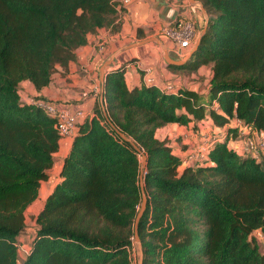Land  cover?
Listing matches in <instances>:
<instances>
[{"label": "trees", "instance_id": "trees-1", "mask_svg": "<svg viewBox=\"0 0 264 264\" xmlns=\"http://www.w3.org/2000/svg\"><path fill=\"white\" fill-rule=\"evenodd\" d=\"M208 21L184 72L211 69L205 92L130 87L124 67L107 73L104 114L79 123L64 157L60 180L36 216L29 251L20 259L18 236L26 209L54 163L60 134L56 117L22 99L19 83L47 86L57 66L76 58L88 35L120 29V0H0V264H133L139 221L142 264H264L256 232L264 237V151L259 158L237 147L233 117L264 128V0H200ZM200 20L203 16L199 14ZM202 16V17H201ZM172 24V23H171ZM139 38L145 35L138 30ZM210 118L224 129L209 163L183 169L158 128Z\"/></svg>", "mask_w": 264, "mask_h": 264}, {"label": "crops", "instance_id": "crops-1", "mask_svg": "<svg viewBox=\"0 0 264 264\" xmlns=\"http://www.w3.org/2000/svg\"><path fill=\"white\" fill-rule=\"evenodd\" d=\"M120 1L124 5V10L118 8L120 29L112 32L110 28L102 27L97 32L89 34L88 43L77 48L76 58L69 62L66 69L57 66L50 83L40 90L36 89L30 81L22 80L19 83V93L24 101L29 103L41 95L47 102L70 106L72 109L83 108L91 115L94 114V106L99 103L106 114L105 99L104 96L102 97L105 82L101 78V69L105 65L106 75L111 70L124 67V75L130 87L143 84L144 68H149L161 86L173 83L178 89L180 87L193 88L199 92H205L208 89L211 78V69L208 66H200L197 71L193 72L179 71L170 66L172 63L166 57V53L173 51L181 58L192 51L193 47L182 55L176 49V45L170 39L162 36L160 32L161 27L187 17L189 5H195L202 12L200 4L193 0ZM194 18L200 30L199 14H195ZM138 30H141L145 35L143 38L137 36ZM155 34H159L166 50L155 40L136 44L138 41L152 38L150 36ZM96 86L99 88L98 95L93 92ZM210 124V118L198 121L197 129L194 128L193 121L188 124L169 123L158 128L156 135L160 139L170 140L174 151V149L185 148L186 145L198 144L203 140L202 135L204 136V134L212 136L213 133L224 132V129L220 127L212 130ZM72 140L73 137L60 138L58 150L54 152V163L47 169V176L41 182L37 198L26 209V212L30 213L36 210L34 227L36 216L42 209L48 194L60 180V170ZM240 144L239 140H230L229 142V145L235 147H239ZM183 168L184 166L180 167V169ZM257 232L259 233V231ZM23 233L24 231L18 237H21ZM30 241L31 239L28 240V242ZM137 251V264H141L138 245Z\"/></svg>", "mask_w": 264, "mask_h": 264}, {"label": "built area", "instance_id": "built-area-1", "mask_svg": "<svg viewBox=\"0 0 264 264\" xmlns=\"http://www.w3.org/2000/svg\"><path fill=\"white\" fill-rule=\"evenodd\" d=\"M188 9L189 15L187 17L160 28L162 36L170 39L182 55L194 46L199 34L197 21L194 18L195 14H199V10L195 5H189ZM143 83L146 85H156L162 91L170 90L176 92V87L173 83H166L163 86L159 85L156 78L151 74L149 68H144ZM93 92L95 95L99 94L98 86L94 87ZM38 104L42 106L48 114L56 117V127L61 138L73 137L79 129V123L88 116L94 115L87 113L83 108L72 109L70 106H60L55 103L42 100H40ZM233 124L239 129L241 137V144L237 148L242 152H248L255 158H259L264 151V128H254L244 123L238 117H233ZM225 136L226 135L222 131L213 133L212 136L204 134V136L202 135L203 140L198 144L186 145L185 148L182 147L181 149H174V153L179 156L181 166L185 167L193 164L205 165L209 163L208 155L214 143L222 141ZM17 247L19 252L23 251V256L29 251V246H25L21 242L17 243ZM129 251L133 263L135 241L133 246L129 248Z\"/></svg>", "mask_w": 264, "mask_h": 264}, {"label": "water", "instance_id": "water-1", "mask_svg": "<svg viewBox=\"0 0 264 264\" xmlns=\"http://www.w3.org/2000/svg\"><path fill=\"white\" fill-rule=\"evenodd\" d=\"M193 1L200 4L201 9H202V12L205 15L206 22H207L208 21V12H207V10L204 7L203 2L200 1V0H193ZM205 30H206V27H204L202 29V31L198 34V37H197L196 42H195V46H194L193 50L190 51V53L187 56H184V57L179 58L178 55L175 52L170 51L169 53H166V57H167L168 61L170 63L174 64V65L184 64L192 56V53L194 52V50L198 47V45L200 43V40H201V37L204 34ZM149 40H155V41H157L166 50V48L162 44L161 40L158 37H156V36H154L152 38H148V39H144V40L138 41V42H136V44H143V43H145L146 41H149ZM105 69H106V65L103 66L102 69H101V71H102L101 78H102L103 82H105V76H106ZM103 96H104V93H103L102 97ZM105 115L107 116V113ZM117 133L124 140L130 142L137 151L143 153L142 150H141V148L136 144V142L133 139H131L130 137H128L121 130H117ZM143 156H144V160L141 163V170H143L146 167V163H147V156L144 155V154H143ZM140 188H141V192H142V203H141L140 210H139V212H138V214L136 216L135 223H134V233H135L134 236L136 237V239L138 241V245H139L140 252H141V264H142L143 249H142V241H141V238L139 236L138 226H139V221H140V219H141V217L143 215V212L146 209L147 202H148V197H147V193L145 191V184H144V182L143 183L140 182Z\"/></svg>", "mask_w": 264, "mask_h": 264}, {"label": "rangeland", "instance_id": "rangeland-1", "mask_svg": "<svg viewBox=\"0 0 264 264\" xmlns=\"http://www.w3.org/2000/svg\"><path fill=\"white\" fill-rule=\"evenodd\" d=\"M199 10V14H201L202 16H203V19L201 18V20H200V25H202L203 24V22H204V14H203V12H201V10L200 9H198ZM201 16V17H202ZM205 27V26H204ZM204 27H202L200 30H199V33L202 31V29L204 28ZM154 36H156V37H158L159 39H161V37L159 36V34H155V35H152V36H150V37H154ZM194 46H195V44H194ZM194 46H193V48H194ZM190 53V52H189ZM189 53H187V54H185L184 56H187ZM183 56V57H184ZM140 159H141V163L143 162V160H144V156L142 155V153L140 154ZM141 173H142V176H143V174H144V170H141ZM142 176H141V183H143V179H142ZM35 212H36V210H34V211H32L31 213L30 212H26V214H27V217H26V229H25V231H24V233L22 234V238L21 237H18V241L19 242H21L23 245H25V246H29V244L31 243V241L30 242H28V240H30V239H32V237H33V235H34V231H32L33 230V228H35L34 227V217H35ZM256 235H257V237H258V241H259V244H260V248H261V250L262 251H264V237H263V235L261 234V233H258V232H256ZM134 241H135V254H134V258H133V264H137V260H138V251H137V245H138V241H137V239H136V237L134 236ZM138 247H139V245H138ZM141 253V252H140ZM23 251L22 252H20V259H22V257H23Z\"/></svg>", "mask_w": 264, "mask_h": 264}]
</instances>
